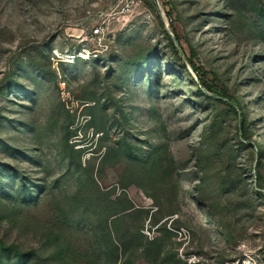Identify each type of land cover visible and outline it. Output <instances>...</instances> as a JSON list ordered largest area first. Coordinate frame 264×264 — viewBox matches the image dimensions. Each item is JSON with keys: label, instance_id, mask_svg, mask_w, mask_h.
Masks as SVG:
<instances>
[{"label": "rangeland", "instance_id": "374dc122", "mask_svg": "<svg viewBox=\"0 0 264 264\" xmlns=\"http://www.w3.org/2000/svg\"><path fill=\"white\" fill-rule=\"evenodd\" d=\"M0 264H264V0H0Z\"/></svg>", "mask_w": 264, "mask_h": 264}, {"label": "trees", "instance_id": "16d2710c", "mask_svg": "<svg viewBox=\"0 0 264 264\" xmlns=\"http://www.w3.org/2000/svg\"><path fill=\"white\" fill-rule=\"evenodd\" d=\"M171 39V42H173L174 43V41H173V39L172 38H170ZM176 39L179 41V38L176 36ZM172 43V44H173ZM192 66H193V68H194V70L198 73V75L200 76V77H202V75H203V72H202V70H200L194 63H192ZM203 86L206 88V89H208V87H207V85L205 84V82L203 83ZM200 92H203L201 89H200ZM214 99H216V100H218V101H221V102H224V100L223 99H225V98H223L222 96H217V97H213ZM221 98H223V99H221ZM230 106L233 108V109H236V106L235 105H233V104H230ZM239 110H241L240 108H239ZM242 111V110H241ZM256 147H257V150L260 152L261 151V148L258 146V145H256Z\"/></svg>", "mask_w": 264, "mask_h": 264}, {"label": "water", "instance_id": "95a60500", "mask_svg": "<svg viewBox=\"0 0 264 264\" xmlns=\"http://www.w3.org/2000/svg\"><path fill=\"white\" fill-rule=\"evenodd\" d=\"M173 41H174L175 45L179 48L180 47L179 41L175 38L173 39ZM221 99H223V98H221ZM223 100H225V99H223Z\"/></svg>", "mask_w": 264, "mask_h": 264}]
</instances>
